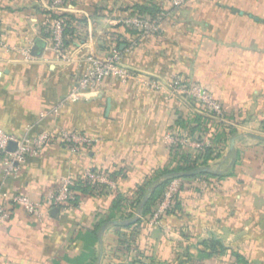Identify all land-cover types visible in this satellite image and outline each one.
Listing matches in <instances>:
<instances>
[{"label": "crops", "instance_id": "0c3cea01", "mask_svg": "<svg viewBox=\"0 0 264 264\" xmlns=\"http://www.w3.org/2000/svg\"><path fill=\"white\" fill-rule=\"evenodd\" d=\"M153 1L170 8L165 0H67L68 14L78 18L72 40L78 35L84 44L72 41L64 55L54 48L51 0H0V129L51 136L13 176L0 154V203L12 210L0 222V264H172L188 257L186 264H264V0H191L177 13L166 11L157 34L142 29L137 36L117 21L131 17L125 8ZM117 39L135 45L125 53L130 67L205 86L226 120L114 78L71 100L86 55H106ZM191 114L201 117L200 128L222 134L208 166L223 177L176 178L180 189L193 188L180 199L182 211L158 224L145 219L137 239L122 243L127 230L120 225L142 215L136 188L177 164L166 136ZM63 131L91 140L73 152ZM64 177L101 183L108 192L82 193L77 206H61L52 194ZM117 193L127 198L120 208ZM17 195L38 204V212L11 201ZM211 239L227 251L208 253Z\"/></svg>", "mask_w": 264, "mask_h": 264}, {"label": "built area", "instance_id": "2783aa9c", "mask_svg": "<svg viewBox=\"0 0 264 264\" xmlns=\"http://www.w3.org/2000/svg\"><path fill=\"white\" fill-rule=\"evenodd\" d=\"M175 4L182 3L185 0H172ZM49 10L53 12L64 13L67 12V0H51V4L49 6ZM130 20H138L137 22L142 26H138L134 24ZM52 21V20H51ZM129 24H133L137 27L145 29V26H148L149 23L153 24L147 19H142L137 16L131 17L128 19ZM64 30L65 24L62 19L56 18L52 21V39L54 42V48L57 52L62 53L65 49L64 45ZM26 57L31 58L32 52L31 49L26 50L25 52ZM122 66L118 60V56L115 55L112 58H101L100 56L90 55L88 56L87 60H85V67L82 72V75L69 95V98L73 101L80 99L81 95L87 91L92 89L97 84L101 83L104 78L108 75L121 76L122 77ZM126 76V74H125ZM116 78V77H115ZM129 79L131 76L128 77ZM127 79V78H125ZM142 84L149 86L151 82L149 80H142ZM171 86L166 88L170 90L172 87L173 93L187 96V98L194 99L199 103L200 106L204 107L205 109L213 112L217 116H224L225 114V107L215 96L203 85L197 82H184L182 79L178 78L172 81ZM154 87V86H153ZM165 88L161 89L164 90ZM182 133H169L166 137L168 141L175 145H181L186 148H189L193 151H201L206 147L208 144V140L203 143L205 138L200 137L199 135H192L188 134L187 136H183ZM65 141L71 142V150H75V148L80 145L82 146L84 143L90 142V138L83 134H79L77 132H61L59 135ZM50 134L47 132H43L37 136H23L18 137L12 133H8L0 129V154H3L6 157V173L8 175L17 174L19 169L18 165L21 160L25 159V156L28 152H36L37 149L42 148V146L47 145L50 141ZM14 142L16 143V147L14 150H9V145ZM93 177V176H92ZM175 182V181H174ZM174 182L171 183L168 190L165 193V198H169L170 194L176 190L174 188ZM178 184L179 182L176 181ZM76 181L72 177H64L59 181L58 186L56 187V192L52 194L53 199L57 204L61 206H68L72 200L75 199V187ZM175 193V192H174ZM173 193V194H174ZM164 198V200H165ZM11 201L22 205L28 212L30 213H37L39 210L38 204L32 202L29 198L23 195H17L10 198ZM163 202L160 206L165 205L166 203ZM168 201V200H167ZM164 203V204H163ZM159 206V207H160ZM158 207V210H159ZM158 210L156 213H158ZM11 207L8 203H0V222L6 221L11 216ZM155 213V214H156Z\"/></svg>", "mask_w": 264, "mask_h": 264}, {"label": "trees", "instance_id": "16d2710c", "mask_svg": "<svg viewBox=\"0 0 264 264\" xmlns=\"http://www.w3.org/2000/svg\"><path fill=\"white\" fill-rule=\"evenodd\" d=\"M161 11H164L162 2L157 3H138L134 5L133 7H127L124 9V15L126 16H137L142 19H147L150 22H155L157 18L160 16ZM47 14L51 17L52 21L56 18H60L63 20L65 24V30H64V45L67 46L70 44L73 40L72 37L76 33V26L72 24L74 20H78V18L69 15L68 13H59V12H53L51 10L47 11ZM126 18H123L122 24L124 25L125 29L128 30L130 33L135 34L137 36L142 35L144 32L142 31V28L137 27L133 24H129L125 22ZM51 21V25H52ZM154 34H157L156 32ZM122 37V35H120ZM180 78L179 76L173 77L172 81ZM181 79V78H180ZM183 80V79H182ZM184 81V80H183ZM187 82V81H184ZM199 118H193V119H186L182 121H178L176 126H181L182 129L189 128L190 134L192 135H199L202 138H207V140L211 141L213 140V143L211 146H207L202 151H193V150H187L186 147L181 145H173L172 150V156L174 157L176 161V165H173L172 162V168H164L160 173H157L156 177L154 179H148L142 182L135 190V196L133 198L134 204L137 205V207L142 211V215L139 218L132 219L130 222H125L120 227L125 228L127 232L121 234V242L130 245L131 240H136L138 235L141 232V229L144 224L145 219L152 218L155 213L158 210V207L163 202L165 198L166 190H168L169 185L172 183V181L176 178H183V179H189V178H196L199 176H207L215 177L220 176L223 177L222 173L215 172L208 166V160L213 157L215 145H217L221 140V135L219 132H211L206 127L200 128V124H192V126L188 125L187 123H196V121H199ZM65 146L72 145L71 142L64 140ZM83 147V146H82ZM69 148V147H68ZM112 177H115L114 173L111 174ZM193 189L191 186L183 185L180 191L176 194L175 198V204L172 208L166 210L162 216L161 219H164L166 216L174 215L177 212L182 211V202L181 198L183 193L188 194V190ZM75 190V199L71 201L75 202L76 206L79 203H76V201L81 200L82 193L84 194H90L92 196H100L107 194L108 189L105 185L93 182L89 179L80 178L78 177V180L76 182V185L74 187ZM183 192H182V191ZM190 190V191H191ZM193 192V191H192ZM114 206L116 208L122 207V204L126 201V195L123 193H117V195L114 198ZM206 247L208 250V253H214V252H225L227 251V248L217 239H211L210 241L206 242ZM239 261L246 262L245 259H243L240 255H238ZM191 258H186L185 260L177 261L179 263H172V264H186L189 263ZM164 263H166L164 261Z\"/></svg>", "mask_w": 264, "mask_h": 264}, {"label": "rangeland", "instance_id": "374dc122", "mask_svg": "<svg viewBox=\"0 0 264 264\" xmlns=\"http://www.w3.org/2000/svg\"><path fill=\"white\" fill-rule=\"evenodd\" d=\"M188 1H191V0H185L184 2H182L180 4L179 3L175 4L172 0H165V2L170 3V8H169V10H166V11L167 12L171 11V13L172 12L173 13H177L179 11V9L182 8L185 5V3H187ZM157 2H159V1H153V3H157ZM50 4H51V2H50ZM50 4H49V6H50ZM165 4L162 2V5H163V8L164 9L166 8V6L164 7ZM166 11L165 10L164 11H161L160 16L157 18V20L153 24H150L149 23V25L148 26H145V29H143V30L145 32H152V33H155L156 32V33H160L162 31V28H163L162 27V21H163V16L166 14L165 13ZM107 17H108L107 20H110V17H114V16L112 15V16H107ZM130 18H127L125 20V22L126 23H129L128 19H130ZM117 21L122 23V20H117ZM130 21L135 22L134 24H137L138 26H142L141 24H139L140 22L139 23L137 22L138 20H130ZM77 23L78 22L75 21V20L72 22V24H74L75 26H76ZM114 39H116V38H114ZM73 41H76V43H78L79 45L84 44V38H82V37H80L78 35H77V38L76 39H73ZM112 41H113L112 42L113 45L111 44L112 45V49L106 55H97L96 53H89L84 58V60H87L88 56H90V55H96V56H100L101 58H106V59L112 58L115 55L118 56V60H119V62L121 64V66H122V73H121L122 74V77L121 76H119V77L118 76H115L116 77L115 78V77H113L110 74V75L106 76V78H104L103 81L106 80V79H108V78H114V79L123 81L124 83H130V84L136 85V87H138V88L141 87V88H143L142 90H145V91L147 90V91H150V92H154V93L161 94V95L165 96L166 98L177 99V100L183 99V100H186V102L189 101L192 104H196L199 108L203 109L204 111L208 112L210 115H212V116H214V117H216L218 119L226 120L225 114L222 117L217 116L213 112H210L209 110H207L204 107L200 106L199 103H197L196 100L187 98V96L178 95L176 93L174 94L173 93V90H172V87H170L171 88L170 90H167L166 88H168V86H171L170 83L172 82V80H168L165 77H162L161 75H159L158 73H153V72L150 73L145 68H136V69H134V68L130 67L129 64H127L126 61H125V53H130L131 51H134L135 50V45L134 46L133 45L127 46V48H126L125 46L122 45L123 43H120V44L118 43V39H117V43L118 44H116V42L114 40H112ZM121 46H123V47H121ZM62 53L64 54V51ZM125 74H126V76H125ZM129 76H131L130 79L128 78ZM125 78H127V79H125ZM142 80H149L151 82V85L147 86V85H145V83L142 84L141 83ZM191 82H194V81H191ZM163 88H165V89L164 90H161ZM191 117L194 118V115L191 114ZM187 124L190 125V126H192V124H195V123H187ZM171 133H182V134H184L183 136H185V135L187 136L190 133V130H189V128L182 129L181 126L179 125V126L173 127L172 130H171ZM206 139L203 140V143L206 142ZM221 139H223L222 136H221ZM220 142H221V140H220ZM220 142L217 145H215L214 154H216V153H218L220 151V149H221ZM212 143H213V140H211V141L209 140L208 144H206V147L207 146H211ZM45 147H46V145L42 146V148L37 149L36 152H28L26 154V156H25V159H23V160L20 161V163L18 165V169L20 170L22 168V166L25 164V162L28 159V157L39 155L44 150ZM206 147H204V149H202L201 151L204 152V150H205ZM82 148H83L82 146L78 145L75 148V150H72V151L73 152H81L82 151ZM187 150H190V149L187 148ZM210 166H209V168H211ZM212 168H215V166H212ZM11 176H13V175H11ZM88 176L92 180H97L98 181V180H101L102 179V178H100L101 176H98L94 172H89L88 173ZM176 181H178V180L175 179V180L172 181V182H174L173 183L174 184V188H176V190L173 191V193L174 192L175 193L174 194L173 193L170 194V197L168 199L165 198L164 203H166V204L159 207L158 213H156L149 220L150 222H153L155 224L161 223V218L160 217L162 216V214L166 210H168V209H170V208H172L174 206L175 201H176L175 200L176 194L180 190V185L177 184ZM103 182H107V181H103ZM74 203L72 202L71 204H69V207L71 205L73 206ZM76 203H79V202L76 201ZM56 204H57V202H56ZM190 214H192V213H190ZM186 233L188 234V236L191 234L189 231H187ZM188 245H189V247H188L189 252L193 254L195 252V248H194L195 247V244H194V242L193 243H189ZM184 251H185V249L181 248L179 252L181 254H183ZM174 260H176V258H174Z\"/></svg>", "mask_w": 264, "mask_h": 264}, {"label": "water", "instance_id": "95a60500", "mask_svg": "<svg viewBox=\"0 0 264 264\" xmlns=\"http://www.w3.org/2000/svg\"><path fill=\"white\" fill-rule=\"evenodd\" d=\"M16 147V143L12 142L10 145H9V150H14Z\"/></svg>", "mask_w": 264, "mask_h": 264}]
</instances>
